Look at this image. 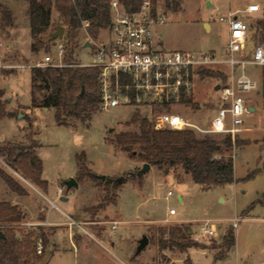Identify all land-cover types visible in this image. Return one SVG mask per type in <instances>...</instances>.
Wrapping results in <instances>:
<instances>
[{"label": "rangeland", "instance_id": "1", "mask_svg": "<svg viewBox=\"0 0 264 264\" xmlns=\"http://www.w3.org/2000/svg\"><path fill=\"white\" fill-rule=\"evenodd\" d=\"M173 1L171 0L168 5L166 0H156V6L166 16L165 23L156 27V36L164 42L163 47L167 50L222 53L228 41L229 28L228 22L221 20L220 17H227L231 12H235L238 8L242 9L251 2L260 3L262 10L244 17L250 25L244 55L249 59L252 58L256 47L261 44L256 36L257 22L264 18V0H182L177 11L173 10ZM0 2L7 5L15 16L21 48L20 50L14 43L17 39L16 32L11 30L6 34L0 30V46L4 47L3 52L0 53V72L7 76L13 72L19 74L23 71L18 78L4 81L3 84L5 88L14 90L15 96L17 95L19 101L27 108L32 106L29 92L30 70L33 65L43 62L47 54L57 58L56 49L51 41H48L47 36L51 30L55 31V26L61 22V17L57 9L52 8L51 26L44 34L45 44L38 52L31 54L27 2L24 0H0ZM240 17L243 19L242 15ZM90 34L94 39L102 41L106 37L103 28L96 35L91 32ZM86 42H90L88 47L84 46ZM94 57L91 40L87 39V34L83 30L79 36L78 46L74 50V59L89 63ZM246 71L259 86L258 89L245 95L247 103L255 109L245 115L241 131L233 136L232 133H207L194 128L201 137L209 134L222 140L226 135L231 134L233 140L239 139L247 143L225 152L234 156L237 181L209 188L194 182L191 175L186 174L182 168L165 174L157 166H153L148 172L143 173L142 177L131 175L132 172L143 168V165L140 166L143 161L137 154L130 155L121 151L113 141L119 132L139 131V123L132 122V117L135 113L147 117L151 113L148 107H114L110 110H102L98 107L89 121L83 122L70 117L66 119L69 122L67 125H60L56 121L54 108H48L50 109L48 112L44 111L46 107L41 105L34 111H26L22 106L18 107L15 109L14 119L2 118L0 144L11 141L15 144L30 145L32 138L40 143L37 148L43 162V178L48 180L50 187L48 192L25 179L12 170L0 156V166L16 178L29 195L20 196L11 192L4 181L0 180L2 185L0 201L15 204L13 197L19 196L22 207L18 206L26 214L21 222L8 223L4 227L11 228L23 239L29 233L34 234V241L41 238L43 232L49 237V243L41 254L38 252L37 241L34 243L36 251L31 255L30 264L33 262L44 264L56 247H58L56 250L61 249V251L69 248L67 236H63L60 231L55 236L52 234V229L57 226L49 224L50 222L46 220L51 204L44 194L53 198L72 218L63 217L65 215L62 216L57 208L54 209L53 217L58 213L60 218L74 223L76 230L87 227L95 235V237L84 235L91 243H99L96 238L99 236L108 243L115 237V239H123L125 246L134 244V252L129 257L126 256L128 252H121L118 245L114 248L115 253L129 264H185L188 257L186 252L190 249H192L191 258L197 264H242V260L246 264H257V262L264 264V204L260 203L264 195V170L246 179L247 175L261 167L264 161V142L261 140L264 136V68L248 64ZM218 81H221L219 75L199 76L194 88L195 103L172 108L198 128H209L212 118L220 107L217 101L219 92L215 88ZM36 95L38 103H41L42 94L36 92ZM2 100L6 99L2 98ZM20 113L25 116H21ZM133 147L135 152L139 151L138 145ZM82 152L86 154V166L96 175H106L111 179L126 177L118 190L117 202L107 204L100 211L89 209L99 204L106 195L105 180L96 181L86 176L78 180V186L68 189L65 184L66 180L77 177L78 155ZM59 188L68 200L64 201L60 198L57 193ZM170 189L174 191V195L167 198ZM171 208H174L177 214L170 215ZM37 215L38 219L41 218L40 215L45 216L41 224L35 222ZM236 215L243 218L237 229L233 228L231 221ZM204 219L214 221L219 236L204 237L199 233V222ZM114 220L120 222L113 237L109 229ZM58 226L65 228L67 225ZM176 226H182L192 235L194 241L206 245L207 248L191 247L186 252L177 248H162V241L168 238V233L163 234V230H170ZM229 228L235 231L236 244L225 259L215 261L214 256L225 251L222 243ZM143 235H147L150 242L143 253L136 255V248ZM74 237L78 238V235ZM135 239H137L136 245L132 242ZM37 256L41 259H37ZM70 256V251L63 255L56 254L49 264H71ZM0 264H23V261L15 262L6 258Z\"/></svg>", "mask_w": 264, "mask_h": 264}, {"label": "trees", "instance_id": "2", "mask_svg": "<svg viewBox=\"0 0 264 264\" xmlns=\"http://www.w3.org/2000/svg\"><path fill=\"white\" fill-rule=\"evenodd\" d=\"M28 4V17L31 33V50L38 52L45 44L44 34L51 26V11L56 8L60 14L61 22L66 28L64 39L67 45L65 56L66 63H75L74 50L78 46L79 36L83 31V21L90 22L89 31L96 35L101 28H105L111 22L112 0H24ZM128 10H135L141 0H121ZM170 5L171 0H166ZM156 5V0H153ZM182 0L173 1V10H179ZM15 17L12 10L5 4L0 3V29L6 31L14 26ZM51 30L47 36L51 41ZM257 39L264 43V18L257 22ZM32 72V105L43 106L55 109V119L60 125H67L68 118H76L83 122L91 119L92 114L99 107L100 92L98 82V70L91 67L64 66V67H33ZM200 77L221 76V80H227V76L213 70H198ZM36 92L42 94V101L38 103ZM4 91L0 90V120L4 117H14L15 113L6 108L7 100H2ZM185 104H194L193 99H186ZM18 115V114H17ZM132 122L139 123V131L119 132L114 145L123 152L136 155L143 163H150L157 166L165 174L171 170L182 168L186 174H190L194 182L205 188L214 185H223L237 181L235 176V163L233 154L230 152L234 147L246 145L239 139L233 140L231 134L226 135L222 140L209 134L199 136L194 128L183 130L177 129H155L151 122L135 113ZM264 142V136L261 139ZM30 145L15 144L11 141L0 144V156L4 158L7 165L14 171L21 174L25 179L40 186L45 191L48 189V181L42 177L43 162L36 148L40 146L37 140L32 138ZM134 145L139 146L135 152ZM86 154L78 155L79 171L76 180L89 176L93 180H102L92 172L85 164ZM264 170L262 166L250 172L246 179L254 177ZM142 177V174L139 175ZM0 180L8 186L11 192L18 195H27L25 187L0 166ZM123 181H114L106 177V195L103 200L89 210L100 211L109 203H116L118 190ZM1 188V181H0ZM264 204V195L260 199ZM26 214L18 205L9 201H0V262L4 259L15 262L23 261V264H30L31 255L34 249L33 233L25 236H17L11 228L4 225L8 223L21 222ZM44 219L43 215H40ZM42 227H39L41 229ZM5 229V230H4ZM168 233V238L162 241V248H171L186 252L191 247L207 248L206 245L194 241L192 235L185 231L182 226L172 227L170 230H163ZM43 248L49 243V237L42 233ZM236 235L231 228L227 230L223 238L222 247L224 253L214 256L215 260L225 259L230 249L235 245ZM36 246V245H35ZM44 250H42L43 253ZM41 257L37 256V259ZM34 264V262L32 263ZM46 264V262L44 263ZM185 264H194L188 256Z\"/></svg>", "mask_w": 264, "mask_h": 264}, {"label": "built area", "instance_id": "3", "mask_svg": "<svg viewBox=\"0 0 264 264\" xmlns=\"http://www.w3.org/2000/svg\"><path fill=\"white\" fill-rule=\"evenodd\" d=\"M259 10L258 3L246 8L247 12ZM220 19L227 21L229 28V38L222 53L167 50L156 36V27L165 23L166 16L153 0H141L135 10L126 9L121 0H112L111 22L103 28L105 40L91 36L89 21L82 24L93 46L95 57L92 62L66 63L63 57L67 45L63 37L51 39L57 58L47 54L43 62L33 67L78 66L97 69L100 109L148 107L151 113L146 118L155 129L196 128L207 133L227 132L235 136L241 131L245 115L251 113L245 95L259 86L247 73L246 66L252 64L264 68V43L256 47L252 58H247L244 50L250 29L248 22L234 13ZM200 69L217 70L227 76V80L216 83V86L220 85L217 89L220 107L207 129L198 128L173 109L185 104L186 99L194 100L195 82ZM172 195L174 191L168 190L166 197ZM170 214H176V210L171 208ZM242 220V217L234 216L231 219L233 228L237 229ZM117 224L118 221H114L112 229ZM198 230L204 237L219 236L217 225L210 219L201 220ZM37 248L41 254V238L37 240Z\"/></svg>", "mask_w": 264, "mask_h": 264}, {"label": "crops", "instance_id": "4", "mask_svg": "<svg viewBox=\"0 0 264 264\" xmlns=\"http://www.w3.org/2000/svg\"><path fill=\"white\" fill-rule=\"evenodd\" d=\"M253 3H258V2L248 3L244 8H242V9L238 8V9L235 10V12L233 11L231 13L237 14L238 16L242 15V17L244 19V17H248V16H251V15L257 13V12H260L262 10V6H261L260 3H258L260 5V10L259 11H256V12H247L246 11V8L248 7V5L253 4ZM11 30L13 32H16L17 39L15 40L14 43L16 44V46L18 48H20L19 29H18V26H17V23H16V19H15V23H14L13 27L7 29L6 31H3V30L2 31L7 34ZM30 37H31V33H30ZM228 38H229V36H228ZM31 41H32V39H31ZM161 42H162V44L164 43L162 40H161ZM30 47H31V44H30ZM3 50H4V47L0 46V53H2ZM20 50H21V48H20ZM32 52L33 51L31 50V54H32ZM0 58H1V55H0ZM22 73H23V71L19 72V74L13 72L10 75L4 76L0 72V90L4 91V95H3L2 98L7 100V110L11 111V112H15V109L18 108V107H21V106L24 109H26V111H34L35 108H38V107H34L33 105L30 106V107L28 106L27 108L24 107V105L19 101L18 96L17 95L15 96L14 90H12L11 88L10 89L5 88V86L3 84L4 81H10L12 79L14 80V79L18 78ZM30 76H31L30 77L31 82H30V86H29V92H30L31 104H32L33 96H32V72H31V70H30ZM215 88H216V86H215ZM44 111H48L49 112L50 109L48 110V109L44 108ZM20 114H22V113H20ZM22 116H25V114H22ZM10 118L14 119V117H10ZM26 122H28V121L26 120ZM38 148L36 149L37 153H38ZM143 164L144 163L141 162L140 166H142ZM140 166H138V167H140ZM152 167H153V165H151V168ZM42 177H43V173H42ZM60 189L61 188H59L58 191H57V193L60 195V198H62V200H64V201L68 200L67 196L62 195V192H60ZM49 190H50V187L48 185L47 191L49 192ZM44 195L46 197V200L51 204V207L48 208V211H47V214H46V220L48 222H50L49 224L57 226V228H53L52 229V231H53L52 234H54V236H55L60 231L62 233V235L63 236L64 235L67 236L68 240H69V242H68L69 243L68 250L67 249H65L63 251H61V249L60 250L59 249L56 250L58 248V247H56V249H54L51 252L50 257H48V259L46 261V264H49L50 261L53 259V257L56 254L63 255L64 253H67L69 251H70V254H71V256H70L71 264H129V263H127L125 261V259L120 258L115 253L114 248L118 245V247H119L121 252H124V251L128 252V253H126L127 254L126 256L129 257L134 252V250H133V245L134 244L133 245L131 244L130 246L129 245L125 246V243H124L123 239H119V238L115 239L114 233H115V230L117 229V226H116L115 229H112V227H110V229H109L110 233L114 237L113 240H111L109 243L105 239H102V237H99V236H96V238H97V240L99 241L100 244L99 243H95V244L91 243L88 240V238L85 237L84 235H90L92 237H95V235L91 231H89L87 227H83V228L81 227L82 230L81 229L80 230H76V228L74 227V223L68 222L67 220H65V218H60L58 213L56 214L55 217H53L54 209L57 208L61 212V215L62 214L65 215V216L62 215L63 217H66V218L68 217L70 219L72 218V217H70L68 215L67 212H65L60 206H58V204L55 202V200L53 198H51L50 196H47L46 194H44ZM20 196H29V195H20ZM18 197H16V196H15V198L13 197V203H15L16 205L21 206L20 203H19V198L20 197L19 198ZM64 197H66L67 199H63ZM180 199H182V198H180ZM52 204H54L55 206H53ZM39 213H40V209L38 210V215H39ZM38 215H37V218H35L36 219L35 222H38V224H41L42 223L41 221H43L45 219V216H44V219H41V218L38 219ZM73 221H74V219H73ZM114 221H118V224L120 222L119 220H114ZM114 221H112L111 224H113ZM58 225H67V226L69 225V227L66 226L65 228H61ZM238 228H239V226H238ZM74 235H78V238H75ZM132 242H134L135 245H136L137 239H135ZM235 244H236V242H235ZM134 248H135V246H134ZM191 250L192 249H190L188 252H186V254L190 258H191V253H190ZM141 253H143V251ZM219 260H223V259H219ZM219 260H215V261H219ZM192 261H193L194 264H197L193 259H192ZM242 264H246V262L242 260ZM257 264H263V263L257 262Z\"/></svg>", "mask_w": 264, "mask_h": 264}, {"label": "water", "instance_id": "5", "mask_svg": "<svg viewBox=\"0 0 264 264\" xmlns=\"http://www.w3.org/2000/svg\"><path fill=\"white\" fill-rule=\"evenodd\" d=\"M208 25V24H206ZM65 26L63 25H58L55 29V31L52 33L51 35V39L52 40H55L56 38H63L64 35H65ZM90 45L89 42H86L84 44V46L88 47ZM220 85L217 84L216 86V89H219ZM48 109V108H46ZM255 108L254 107H251V110H254ZM22 116V114H21ZM112 130V129H111ZM151 168V164L150 163H144L143 164V168H141L139 171L137 172H132L131 175L132 176H136V175H140V174H143L145 172H148ZM99 177L102 179V180H106V175H99ZM124 179H126L125 176L121 177V178H118V179H113L114 181H124ZM65 184L67 186L68 189L72 188L73 186H78V181L76 180V178L72 177L68 180L65 181ZM63 199H67L66 197H64ZM1 233V232H0ZM149 237L147 235H143L142 238L139 240V244L136 248V252L135 254L136 255H139L145 248L146 246L149 244Z\"/></svg>", "mask_w": 264, "mask_h": 264}]
</instances>
